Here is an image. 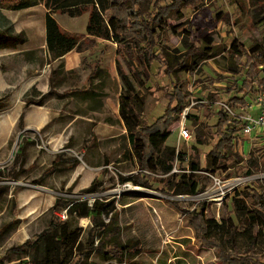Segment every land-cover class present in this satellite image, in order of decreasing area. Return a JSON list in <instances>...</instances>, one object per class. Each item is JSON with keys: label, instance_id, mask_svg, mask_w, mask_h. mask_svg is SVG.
Returning a JSON list of instances; mask_svg holds the SVG:
<instances>
[{"label": "rangeland", "instance_id": "374dc122", "mask_svg": "<svg viewBox=\"0 0 264 264\" xmlns=\"http://www.w3.org/2000/svg\"><path fill=\"white\" fill-rule=\"evenodd\" d=\"M157 2L152 0L153 4ZM258 12L254 0L204 1L198 11L183 10L182 28L175 29L178 24L169 22L168 28L156 32L158 48L169 54L174 73L155 63L145 84L119 60L118 45L111 41L99 40L88 55L91 66L85 61L72 72L47 55L41 68L43 78L50 83L54 70L58 78L56 94L34 95L35 100L43 98L42 106L55 108L56 116L44 128L29 129L27 121L24 129L19 128L22 113L42 110L34 104L25 106L23 72L16 73L15 78L5 76L6 84L0 78V264H35L34 260H41L45 249L42 244L29 254L11 249L35 239L53 220L66 224L70 231L82 230L70 264H229L220 259L216 247L196 241L188 218L169 201H177L189 212L199 209L198 202L210 203L207 218L217 224L212 225L213 236L222 248L232 252L236 246L243 255L264 259V232L241 218L245 208L248 212L255 210L251 197L254 191L264 195V167L260 163L264 146L254 148L244 159L229 160L226 168H221L210 154L218 140L214 128L217 113L226 107L239 112L242 106L229 101L242 95L233 84H241L245 78L247 59L238 61L229 51L239 47L249 50L255 41L264 47L263 14ZM110 14L104 13L106 19ZM53 16L63 31L86 34L89 10L76 18L61 12ZM31 18L37 19L39 26L40 16L33 14L28 21H33ZM193 43L197 48L217 50L216 56L193 59L186 70L179 69ZM103 56V69L91 80L94 61ZM258 68L263 70V66ZM260 76L264 78V72ZM176 85L188 98L187 116L170 127L166 143L176 157L173 161L161 157L156 180L148 178L151 187H142L138 182L144 180L143 173L128 137L141 124L152 125L163 115ZM182 126L190 132L187 140L180 137ZM180 154L186 156L183 164ZM169 165L172 171L163 172L162 167ZM201 175H207L201 183L203 194L175 195L186 192ZM93 181L99 184L98 191L84 193ZM18 187L21 189L16 192ZM77 196H94L107 203L99 218L103 224L102 250L122 246L129 251L122 261L105 260L103 251H99L101 239L94 245L98 250L81 256L94 227L92 218L68 212L62 220L53 211L58 199L77 200ZM81 203L90 205L88 200Z\"/></svg>", "mask_w": 264, "mask_h": 264}, {"label": "trees", "instance_id": "16d2710c", "mask_svg": "<svg viewBox=\"0 0 264 264\" xmlns=\"http://www.w3.org/2000/svg\"><path fill=\"white\" fill-rule=\"evenodd\" d=\"M153 4L152 0H2L0 5L2 8L12 11H22L38 5H44L47 10L46 14V41L47 49L53 60L60 61V66L64 67L62 58L68 53L78 50L84 53L96 48L99 40L111 41L118 45L117 56L123 61L140 79L141 84H145L149 79V71L153 64L160 63L166 66L169 74L174 73L171 67L169 54L158 48L157 31H164L169 27V22H175L178 25L175 29L183 27L181 23L183 10L198 11L203 2H211L212 0H157ZM167 1L161 5L160 2ZM262 13V21L264 22V0H254ZM90 12L86 34L75 35L65 32L59 26L53 14L61 12L72 18L80 17L85 11ZM110 11V18L106 19L104 13ZM229 21V19H227ZM25 38L23 34L13 36L5 32H0V48H16L24 44ZM184 55V60L179 64V69L186 70L188 63L193 59L210 60L217 54V50H205L197 48L193 43ZM236 48V45H234ZM232 56H236L238 61L247 59V74L242 83L234 82L233 88L241 96H234L230 99L229 104L237 106L244 105V98L248 94L255 92L256 86L264 90V78L260 75L264 72V47L257 41L249 50L239 47V50H230ZM86 60L83 59V62ZM259 66H263V70H259ZM100 67L97 63L94 71L90 74V79H94L100 74ZM58 72L54 70L50 76V91L47 95L56 94ZM94 92L87 94L94 95ZM34 95H41L36 88H33L27 95L25 106L43 105V98L34 99ZM188 106V98L179 90V86H175V90L167 108L163 115L152 125L141 124L139 128L132 132L128 141L133 149V153L137 157L139 169L143 175L138 183L142 187H151L148 178L156 180L155 176L159 172L160 158L168 156L173 161L175 159V150L166 146L171 135L170 127L182 117L183 112ZM19 128L24 129V116L19 118ZM242 123L230 115L226 108H221L217 113V122L214 126L218 140L213 145L210 152L211 156L218 162L221 168H226L229 160L239 157L233 151V139L240 130ZM24 148H21L23 152ZM179 160L181 164L186 161L185 154H180ZM252 164V161L249 162ZM260 163L264 167V151L260 158ZM173 166L162 167V171L170 173ZM195 171H199L193 167ZM146 172L151 173L149 176ZM206 172V171H205ZM207 175H201L195 182H192L186 192H177L175 195L187 194L191 196H200L204 193L201 183ZM264 184V182H263ZM99 184L94 181L91 186L84 189L86 194H93L98 191ZM21 188H16L18 192ZM2 191H0L1 193ZM162 193L166 194L163 190ZM14 197V195H13ZM255 210L248 212V208L241 218H245V222L250 227H260V231L264 232V195L254 191L252 194ZM15 201V198H13ZM169 203L186 216L195 230L196 241L205 247H216L219 257L229 264H264V259L249 255H243L241 250L233 246L232 252H226L213 236L214 227L217 225L214 220L207 218V210L210 203L206 201L198 202L199 209L195 212L182 210L177 201H169ZM101 199L97 198L93 206L90 208L87 204H82L75 199H58L55 203L53 211L62 213L65 210L75 214L80 218L91 217L93 221V230L90 233L88 246L85 251L81 250L82 257H86L95 250L96 240L101 239L99 251H103L106 261L113 259L123 260L128 250L116 247L105 252L102 250L104 245L103 224L99 218L107 207ZM260 225V226H259ZM81 229L77 228L73 231L69 230L66 224L59 220H53L48 229L43 231L33 240H28L23 245L12 248L11 251H17L23 254H29L32 248L44 245V253L41 260L33 261L35 264H70L73 260V252L79 243L81 237ZM56 238V239H55ZM125 249V250H124ZM131 250V249H130Z\"/></svg>", "mask_w": 264, "mask_h": 264}, {"label": "crops", "instance_id": "0c3cea01", "mask_svg": "<svg viewBox=\"0 0 264 264\" xmlns=\"http://www.w3.org/2000/svg\"><path fill=\"white\" fill-rule=\"evenodd\" d=\"M1 1L2 0H0V2ZM33 14H38L40 16L39 26L38 23H36L37 19L31 18L33 21H28V18ZM46 14L47 10L43 11V5H38L22 11L7 10L0 5V23H3L5 26L0 27V32H5L13 36L23 34L25 38V43L16 48H0V78L3 80V84H6L5 76L10 75L15 78L17 76L16 73L21 74L23 72L26 79L24 81L26 83L25 95L33 88H36L38 92L44 95L48 94L50 91V83L44 80L42 75L43 69H41L42 66L44 67L45 57L47 55L50 56L46 41ZM92 51L94 50L80 53L78 50H74L65 55L62 58L65 64V71L72 72L80 69L83 64V59L87 61L88 55H92ZM104 58L103 56L96 60L97 62L94 61L95 64H99L100 69H103ZM91 61L92 59H89L86 65L90 64ZM9 70H11L10 73L5 74V72ZM38 108L42 110L34 109L29 111V113H25V115L22 113L24 121L28 123L27 126L29 129L44 128L56 116L54 107L45 105ZM27 110L28 109H26V112Z\"/></svg>", "mask_w": 264, "mask_h": 264}, {"label": "built area", "instance_id": "2783aa9c", "mask_svg": "<svg viewBox=\"0 0 264 264\" xmlns=\"http://www.w3.org/2000/svg\"><path fill=\"white\" fill-rule=\"evenodd\" d=\"M245 104L241 106L238 112L235 109L226 107L232 117L238 119L242 126L233 139V151L239 157L244 159L254 148L264 146V92L256 86L253 94H248L244 98ZM182 116L186 118V111ZM180 137L187 140L190 138V132L185 126L180 128ZM248 142V148L246 143ZM92 195V194H91ZM78 202L88 200L89 207H92L96 198L94 196H77ZM68 210L59 213V217L65 220Z\"/></svg>", "mask_w": 264, "mask_h": 264}]
</instances>
